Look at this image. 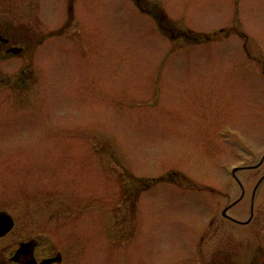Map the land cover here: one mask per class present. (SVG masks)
<instances>
[{"label":"rangeland","instance_id":"374dc122","mask_svg":"<svg viewBox=\"0 0 264 264\" xmlns=\"http://www.w3.org/2000/svg\"><path fill=\"white\" fill-rule=\"evenodd\" d=\"M234 1L245 35L215 34L235 27ZM141 2L172 31L136 0H75L62 30L68 0H0V25L11 8L20 33L40 19L32 61L0 56V191L28 202L67 264H193L190 240L227 200L186 191V174L213 187L227 176L232 128L246 131L260 96L241 42L264 46V0ZM25 66L29 80L14 78Z\"/></svg>","mask_w":264,"mask_h":264},{"label":"flooded vegetation","instance_id":"af4514ba","mask_svg":"<svg viewBox=\"0 0 264 264\" xmlns=\"http://www.w3.org/2000/svg\"><path fill=\"white\" fill-rule=\"evenodd\" d=\"M74 1L68 0L70 17L59 27L60 30L72 22ZM136 4L157 19L159 28L172 31L159 5L144 6L141 0H136ZM7 12L2 11V14L6 16ZM19 12L11 8V20L0 25V56L2 59L24 57L25 61H32L28 58L35 44L31 34L36 32L35 29L38 31L40 19L36 20L39 17L37 10L32 12L35 24L23 34L15 22L24 15ZM230 14L234 16L235 27H219L214 33L235 31V34L241 32L245 35L241 26L240 1L233 2ZM248 39L241 42L242 54L255 66L253 72L262 88L260 96L252 102V109L245 112L248 120L246 131L239 125L232 128V141L226 145L230 148L233 165L224 167L227 176L221 175L214 187L195 183L186 174V191L197 188L199 193L211 194L212 199L221 195L227 200L225 203L213 200L214 206L207 222L200 223V235L196 240H190L188 259L193 264H264V65H260L264 63V46L258 45L255 52L251 51ZM43 42L44 39L37 45ZM26 68L22 67L13 77L28 81L32 72ZM24 129L22 126L18 132L21 134ZM22 139L26 144V138ZM173 174L168 173L153 182H163ZM228 175L229 182L224 180ZM153 185L151 183L148 187ZM14 198V193L9 196L6 191H0V264H67V253L60 239L54 241L42 229L35 228L31 223L28 202H15Z\"/></svg>","mask_w":264,"mask_h":264}]
</instances>
